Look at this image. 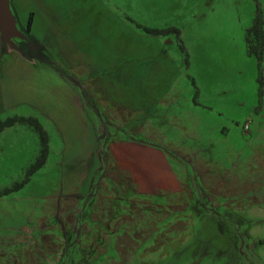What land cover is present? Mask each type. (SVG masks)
Segmentation results:
<instances>
[{"label": "rangeland", "instance_id": "1", "mask_svg": "<svg viewBox=\"0 0 264 264\" xmlns=\"http://www.w3.org/2000/svg\"><path fill=\"white\" fill-rule=\"evenodd\" d=\"M16 1L36 51L0 36V122L37 117L50 143L3 195L40 139L0 132V264H264V59L247 47L264 0ZM50 5L79 54L45 33Z\"/></svg>", "mask_w": 264, "mask_h": 264}, {"label": "trees", "instance_id": "2", "mask_svg": "<svg viewBox=\"0 0 264 264\" xmlns=\"http://www.w3.org/2000/svg\"><path fill=\"white\" fill-rule=\"evenodd\" d=\"M33 19L31 18L28 24V30H31ZM264 22L263 18L261 16V13L257 12L256 18L254 20L253 26L247 31V47H248V53L250 56H255L258 61L261 63L264 59ZM31 42L36 43L35 39L28 35ZM22 47H26L27 43L21 42ZM56 67L59 72H62L63 70ZM64 72V71H63ZM65 73V72H64ZM67 76V75H65ZM27 125L31 129H33L40 139V151L37 155L35 161L33 164L29 167L27 171V180L23 181L20 184H17L15 187L11 189H5L3 191V195H7L13 190H20L25 186V184L28 183L29 178L34 175L36 172L41 170L49 156V143H50V137L42 123L37 117L34 116H16L13 118H9L5 121L0 122V132L4 131L5 129L9 127H13L14 125Z\"/></svg>", "mask_w": 264, "mask_h": 264}, {"label": "water", "instance_id": "3", "mask_svg": "<svg viewBox=\"0 0 264 264\" xmlns=\"http://www.w3.org/2000/svg\"><path fill=\"white\" fill-rule=\"evenodd\" d=\"M13 0H0V36L7 51L19 49V41L29 42L28 33L19 26L13 10Z\"/></svg>", "mask_w": 264, "mask_h": 264}, {"label": "crops", "instance_id": "4", "mask_svg": "<svg viewBox=\"0 0 264 264\" xmlns=\"http://www.w3.org/2000/svg\"><path fill=\"white\" fill-rule=\"evenodd\" d=\"M12 6H13V10H14L17 18H18V22H20V17L18 15L20 13V6H19V4L17 3L16 0L12 1ZM46 9H48V10H47L46 15H45V20H46L45 33L51 39H54V40L55 39H59V40H61V46L64 49H66V50H63V51H61L59 53H61V54H65V53H67V54H69V53L79 54V53H77V52H79V50L76 49L77 48L76 44H73L71 41H69L68 33L65 32V30L67 28V26L65 25L66 20H64V21L63 20L62 21L59 20L60 16H58V14H56L55 7L53 5L48 6V8H46ZM60 22L63 23L64 26H60ZM35 24H36V21H35V18H34L33 22H32V26H31V30L29 31L28 30V26L26 27V30H27L26 32L28 33V35H29V32H33ZM58 28L60 30H58ZM35 38L36 37H34V39ZM41 46H42V44H41ZM54 47H56V46H54ZM40 49L45 50V47L42 46V47H40ZM74 49H76V50H74ZM53 53H57V52L54 51Z\"/></svg>", "mask_w": 264, "mask_h": 264}, {"label": "flooded vegetation", "instance_id": "5", "mask_svg": "<svg viewBox=\"0 0 264 264\" xmlns=\"http://www.w3.org/2000/svg\"><path fill=\"white\" fill-rule=\"evenodd\" d=\"M21 42H24V41H19L20 48L18 50H23L26 48V49L31 50L32 52L36 51V45H35V43L31 42V40L29 42H25V43H27L26 47H22Z\"/></svg>", "mask_w": 264, "mask_h": 264}]
</instances>
